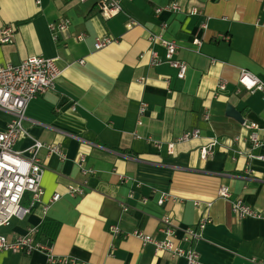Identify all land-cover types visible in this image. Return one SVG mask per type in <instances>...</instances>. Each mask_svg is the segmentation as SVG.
I'll return each instance as SVG.
<instances>
[{"label":"crops","instance_id":"crops-1","mask_svg":"<svg viewBox=\"0 0 264 264\" xmlns=\"http://www.w3.org/2000/svg\"><path fill=\"white\" fill-rule=\"evenodd\" d=\"M39 1L0 0V29H16L11 43L0 42V64L17 65L33 55L56 58L62 69L56 87L30 101L26 134L15 148L29 155L39 140L60 145L64 157L39 151L43 195L0 234L15 240L36 228L35 240L54 255L83 263L185 264L184 257L156 251L133 232L164 239L160 219L170 214L173 241L186 248L185 230L208 217L192 243L201 264H264V219L232 210L243 200L264 213V160L249 154H264V93L238 83L242 69L264 81V0H121L123 11L112 18L101 14L98 0ZM174 1L180 11L164 8ZM130 17L139 25L128 27ZM61 18L71 24L55 40L49 24ZM151 32L178 44L176 57L188 65L184 78L165 60L152 64L150 49L163 59L166 50L150 41ZM103 36L115 41L97 50L95 39ZM228 105L240 111L242 122L227 114ZM11 117L0 109V132ZM244 122L259 125L260 147L252 148V129ZM191 129L200 137L178 141ZM214 140L212 155L204 158L201 148ZM80 154L89 175L77 163ZM84 180L83 195L68 193L70 184ZM222 186L229 198L219 195ZM57 192L60 199L52 201ZM163 193L172 199L159 205ZM30 202L27 193L23 204ZM48 220L56 228L44 225ZM0 264L59 263L43 251H0Z\"/></svg>","mask_w":264,"mask_h":264},{"label":"built area","instance_id":"built-area-1","mask_svg":"<svg viewBox=\"0 0 264 264\" xmlns=\"http://www.w3.org/2000/svg\"><path fill=\"white\" fill-rule=\"evenodd\" d=\"M40 3L39 0H37ZM98 5L101 14L105 18H112L123 11L121 0H98ZM170 11L178 12L181 6L177 1H174L164 7ZM162 7L156 9L160 12ZM197 9H193L192 13H198ZM71 24L70 19L61 18L49 24L50 31L55 40L58 39V33L66 30ZM139 25V22L130 17L127 26L132 27ZM203 27H207V21L203 22ZM16 29L13 25L7 24L0 29V42L11 43L14 39ZM85 33L78 35V38L83 40ZM149 39L152 43L159 42L166 50L165 58H161L155 49H150L152 64H158L165 60L171 66L178 70V77L184 78L187 71V63L184 60L176 57L178 44L175 41L163 38L160 33L149 34ZM115 40L112 37H97L95 39V48L101 50ZM196 44H201V40L196 38ZM62 73L56 58L45 57L43 55H33L20 64H0V109L11 114L7 127L0 132V228L10 225L13 218L23 219L28 215L32 207L38 202L43 195L42 180L45 171L44 165L41 163L38 153L41 149H46L49 154H57L64 157V153L58 144H47L42 141H35L27 151L29 155H25L24 151H19L15 148L18 140L26 134L24 120L30 101L40 94L54 90L57 84V79ZM238 83L248 92L261 91L264 93V81L257 75L247 69H242L240 72ZM220 89L226 88L225 81H220L218 84ZM146 104H142L140 112L143 114L146 111ZM208 118V115H206ZM244 125L252 129L250 133V141L253 149L262 145V138L259 133V125L256 122L245 123ZM200 137L199 129H191L183 133L178 141H188L193 138ZM215 140L201 148V155L208 158L213 153ZM173 146V143L170 144ZM252 158L264 160V154L254 155L249 153ZM86 158L84 154H80L77 160L83 173L89 175L92 169L84 164ZM128 177H125V179ZM128 180V179H127ZM88 187V181L83 183H72L68 186L70 195H83ZM27 193L31 195L29 205L23 204ZM219 195L224 198L230 197V190L227 186H222L219 189ZM133 196V192L131 193ZM61 197V193L57 192L53 195L52 201H57ZM171 196L163 193L158 199L159 205H164L171 200ZM146 201L147 198H144ZM175 200V199H174ZM124 210L127 207L122 203ZM233 212L240 216H254L264 219V213L258 212L243 200L235 201L232 205ZM210 218L204 217L197 227H190L185 230L183 241L189 243V246L184 248L175 245L173 237L176 234V227L173 225L170 214L163 216L161 221L160 231L164 234V239H155L152 235L146 234L141 230H135L134 235L139 237L143 243H153L156 251L168 250L174 258L184 257L185 264H201L200 256L196 247L192 244L201 238L202 230L210 222ZM115 234L120 233V229L116 225L111 226ZM37 229H30L26 235L18 236L15 240H10L7 236L0 234V251L23 252L31 254L34 251H43L48 256L51 263L59 264H92L83 263L70 256H56L52 252V248L48 245L36 241L34 234Z\"/></svg>","mask_w":264,"mask_h":264},{"label":"water","instance_id":"water-1","mask_svg":"<svg viewBox=\"0 0 264 264\" xmlns=\"http://www.w3.org/2000/svg\"><path fill=\"white\" fill-rule=\"evenodd\" d=\"M227 114L229 116H232L235 119L239 120L240 122H242L244 120V118L242 117V114L240 113V111H238L237 109H235L231 105H228V107H227Z\"/></svg>","mask_w":264,"mask_h":264},{"label":"trees","instance_id":"trees-1","mask_svg":"<svg viewBox=\"0 0 264 264\" xmlns=\"http://www.w3.org/2000/svg\"><path fill=\"white\" fill-rule=\"evenodd\" d=\"M45 224L46 225H52L54 228H56V225H55V222L54 221L48 220V221L44 222V225ZM44 225H43V227L41 226L42 229L44 228Z\"/></svg>","mask_w":264,"mask_h":264},{"label":"rangeland","instance_id":"rangeland-1","mask_svg":"<svg viewBox=\"0 0 264 264\" xmlns=\"http://www.w3.org/2000/svg\"><path fill=\"white\" fill-rule=\"evenodd\" d=\"M29 194V193H28Z\"/></svg>","mask_w":264,"mask_h":264}]
</instances>
